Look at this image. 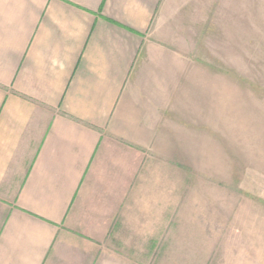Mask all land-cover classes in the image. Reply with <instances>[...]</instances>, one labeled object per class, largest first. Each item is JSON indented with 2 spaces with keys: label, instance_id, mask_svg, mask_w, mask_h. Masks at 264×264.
I'll return each mask as SVG.
<instances>
[{
  "label": "crops",
  "instance_id": "obj_1",
  "mask_svg": "<svg viewBox=\"0 0 264 264\" xmlns=\"http://www.w3.org/2000/svg\"><path fill=\"white\" fill-rule=\"evenodd\" d=\"M220 6L0 0V264L209 260L188 95L209 89L195 42Z\"/></svg>",
  "mask_w": 264,
  "mask_h": 264
},
{
  "label": "rangeland",
  "instance_id": "obj_2",
  "mask_svg": "<svg viewBox=\"0 0 264 264\" xmlns=\"http://www.w3.org/2000/svg\"><path fill=\"white\" fill-rule=\"evenodd\" d=\"M207 31L194 60L210 86L188 95L205 144L185 172L189 207L213 232L202 264H264V0H221Z\"/></svg>",
  "mask_w": 264,
  "mask_h": 264
}]
</instances>
